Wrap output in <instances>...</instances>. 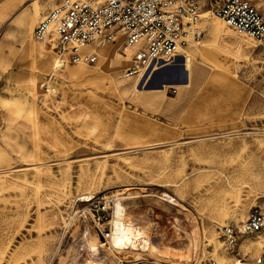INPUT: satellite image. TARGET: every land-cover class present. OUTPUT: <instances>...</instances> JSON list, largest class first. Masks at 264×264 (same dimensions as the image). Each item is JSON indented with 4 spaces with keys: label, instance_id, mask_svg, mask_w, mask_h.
<instances>
[{
    "label": "rangeland",
    "instance_id": "rangeland-1",
    "mask_svg": "<svg viewBox=\"0 0 264 264\" xmlns=\"http://www.w3.org/2000/svg\"><path fill=\"white\" fill-rule=\"evenodd\" d=\"M33 1L0 0L2 64L10 63L0 66V264H53L75 244L73 223L85 211L92 228L109 231L108 198L117 192L133 193V222L169 251L132 253L145 264H187L194 254L216 264H264V247L241 245L264 228L239 233L233 247L223 236L225 227L238 232L251 208L264 211V39L210 12L214 34L203 21L202 40L175 64L127 76L120 41L85 64L84 75H71L80 64L55 69L56 58L49 66L34 53L37 44L49 49L34 40V27L61 0H38L42 9ZM222 1L205 0L204 12ZM249 1L264 16V0ZM7 2L14 5L3 14ZM164 192L187 211L156 198ZM88 194L92 200L82 202ZM82 244L79 259L87 260Z\"/></svg>",
    "mask_w": 264,
    "mask_h": 264
},
{
    "label": "built area",
    "instance_id": "built-area-1",
    "mask_svg": "<svg viewBox=\"0 0 264 264\" xmlns=\"http://www.w3.org/2000/svg\"><path fill=\"white\" fill-rule=\"evenodd\" d=\"M204 6L205 0H61L36 24L33 37L70 63L86 65L96 63L99 54L94 48L84 51L85 47L121 41L126 55V49H132L125 74L139 75L175 64L182 49L199 44ZM209 11L239 33L264 39V16L249 0H223ZM2 120L0 110V127ZM263 228L264 211L251 208L238 232L225 227V243L233 247L239 233L254 234ZM195 255L187 264H216L213 258L198 261Z\"/></svg>",
    "mask_w": 264,
    "mask_h": 264
},
{
    "label": "bare ground",
    "instance_id": "bare-ground-1",
    "mask_svg": "<svg viewBox=\"0 0 264 264\" xmlns=\"http://www.w3.org/2000/svg\"><path fill=\"white\" fill-rule=\"evenodd\" d=\"M36 3H39V1L34 0L32 5L33 6L36 5ZM38 6L42 9V6L40 3L38 4ZM210 12L211 11H209V10L205 11L203 14V17H204L205 23L208 24L209 33L214 34L216 29L218 28V24L215 23L216 21H213L212 23H211V21H207V19L210 18ZM216 19H219V18L217 17ZM219 20H221V19H219ZM222 25L223 24H221V26ZM1 35H5L4 29L1 30L0 36ZM110 45L111 44H107L105 46H87L84 48V51H87L90 48H94L96 50V52L99 54V59H100L102 57V55H101L102 51L108 50L106 48L110 47ZM196 45L197 44L190 45L189 47L196 46ZM36 46H38V47L35 48L34 53H35L36 57H40L42 59L41 63H43L45 65L47 64L49 66H52L54 58H56V61L53 63V65H54L53 67L55 69L60 64L61 65H67V66H68V64H73V63H70L69 60L66 59V57L62 58V57L58 56L57 52L55 53L51 49H46L44 46H42L40 44L39 45L37 44ZM5 49L6 48L0 46V66L1 67L3 66L4 70H6V68L9 67V65H10V63L6 64V66L4 64H2V62L4 61V58L6 57ZM27 49L29 50L28 46H27ZM126 50H127V56H125V59H126V61H128V60H130V54H131L132 49L129 48ZM116 53H117V56L114 55V57L121 58L120 56H118L119 55L118 52H116ZM106 56H107V54L104 55L103 57H106ZM77 64H80V66L78 68H75V69H70L69 74H71V75H73V74L82 75L83 73L86 72V69H84V66H85L84 63H77ZM149 70H153V69L149 68L148 70H146L143 73H140L136 77H138V78L142 77ZM65 72L67 73L68 71L65 70ZM64 75L65 74H63V77H64ZM137 82L138 81H136L134 84L131 83V85L128 86L129 87L128 89H130L131 91H134L135 88L137 87ZM41 83H42V80H38L37 78H35V84L34 85H35L36 89H38V90L41 89V86H42ZM48 85H49V90H50L52 87L50 86V83ZM120 88H124V89L128 90L125 85L120 87ZM1 136L6 138L7 134L3 132ZM91 196H92L91 194H88V195L84 196L81 199V201L82 202L91 201L92 200ZM143 196H144L145 200L150 201V202L152 200L153 201L156 200V199L154 200V199L149 198V195L144 194ZM146 196H148V197H146ZM134 197L135 196L131 192H117L114 196L108 198V200L112 199V204H113L111 206V208L113 209V216H112V219L109 223V224H111V226H110L108 232H106L103 225H101V224H100L101 226L98 225L99 230L101 232H99L98 229L96 230V229L92 228L91 223H90L89 218H88L89 215L85 211L82 214L83 220H81L82 216H80V217H78L77 221L75 223H73L74 225L72 227L73 230H72L71 234H72L73 241H74L73 243H75V244H73V245L71 244L69 246L67 245L68 247L66 248L64 254H58V252H56L58 254V257L53 262V264H124L125 261L126 262H132V261H136V260H141L139 262L145 264L144 258L142 256H140V254L137 255V257H135V256H133L135 254H132V253L139 251L142 248H143L142 251H144V250L150 251L151 253H156L157 255L161 254L160 253L161 251H166L169 253V251L162 248L161 245H159V244H157L151 240L149 241L148 239H146L145 238V233H146L145 230L146 229L144 227L138 226L137 224H135L133 222L132 219H133V216H134L133 213L135 210L134 201H133ZM156 198L161 200L162 202H165V204H167L168 207L173 206V207L177 208L179 211L178 213H180L181 211H182V213H185V211H187V208L185 206H183L175 197H173L168 192L167 193L164 192L161 196L156 197ZM190 218H192V217H190ZM240 219L243 223L246 222V220H247V218H245L243 214L241 215ZM82 226H84V228H82ZM98 226H97V228H98ZM239 226L242 229L243 225L241 224ZM243 234H245V233H243ZM194 235H195V238H197L196 233H194ZM163 239H165V238H163ZM217 242L218 243H216L215 248L224 247V243H222L220 241H217ZM82 243L84 244V246L87 248V251H88V256H87L88 259L87 260H80L79 259V257H81V256H79L78 253H79V249H80V246ZM197 244L198 243H196L195 245L197 246ZM168 245L170 246V244H168ZM241 245L244 248H246L247 250L255 248L256 253H259V251L264 247V236L259 235V236H257L256 240H253V239L249 240L248 238H242ZM166 247H168V246H166ZM58 248H59V246H58ZM196 248H194V249H196ZM174 249H175V247H174ZM143 253H145V252H143ZM123 254L125 255L124 257L121 256ZM183 255H184V253H183ZM191 255H192V253H191ZM191 255H184L183 258H185V257L188 258ZM187 258H185V259L187 260ZM224 258H226V256L222 257V259H224ZM96 261H98V263H96ZM40 262H41V260H40ZM139 262L132 263V264H139ZM235 264H239V261L236 260Z\"/></svg>",
    "mask_w": 264,
    "mask_h": 264
},
{
    "label": "crops",
    "instance_id": "crops-1",
    "mask_svg": "<svg viewBox=\"0 0 264 264\" xmlns=\"http://www.w3.org/2000/svg\"><path fill=\"white\" fill-rule=\"evenodd\" d=\"M12 5H14V3L12 2H7L6 4H4L3 9H2L4 11L2 13L5 14V11Z\"/></svg>",
    "mask_w": 264,
    "mask_h": 264
},
{
    "label": "water",
    "instance_id": "water-1",
    "mask_svg": "<svg viewBox=\"0 0 264 264\" xmlns=\"http://www.w3.org/2000/svg\"><path fill=\"white\" fill-rule=\"evenodd\" d=\"M181 75H184V70L183 69L181 70Z\"/></svg>",
    "mask_w": 264,
    "mask_h": 264
}]
</instances>
